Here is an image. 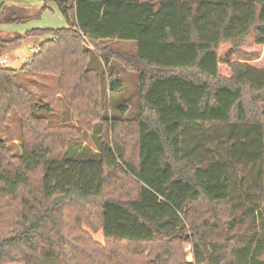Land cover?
<instances>
[{
	"label": "trees",
	"instance_id": "trees-1",
	"mask_svg": "<svg viewBox=\"0 0 264 264\" xmlns=\"http://www.w3.org/2000/svg\"><path fill=\"white\" fill-rule=\"evenodd\" d=\"M48 3L67 27L27 32L51 39L0 65V133L12 111L21 129L18 156L0 139V264H264V0ZM121 71L137 81L128 119L122 101L105 113ZM21 73L56 77L73 122L40 117ZM95 124V151L68 146Z\"/></svg>",
	"mask_w": 264,
	"mask_h": 264
},
{
	"label": "rangeland",
	"instance_id": "rangeland-1",
	"mask_svg": "<svg viewBox=\"0 0 264 264\" xmlns=\"http://www.w3.org/2000/svg\"><path fill=\"white\" fill-rule=\"evenodd\" d=\"M157 2L159 0H153ZM4 3L5 6L14 7L16 10H22L24 15L29 17L23 23H12L4 26H0L2 30L9 31L8 33H17L8 35L7 40L8 48L10 51L6 53L7 64L6 66L12 68H18L27 62V58L31 56V48L35 49L44 38H49V35H45L44 38H19L18 34H24L31 28H50L57 30L67 26V22L64 17L58 11L54 3H48L45 10H41L43 6V0H0V5ZM23 15V14H21ZM31 15V16H30ZM7 27V30H6ZM110 50L115 52H123L125 54H133L134 48L132 45L120 44V43H108L106 45ZM92 61L94 63L100 62L96 55H93ZM5 66V67H6ZM119 78L123 83V90L119 93L118 97L105 98L107 116L114 114L115 103L123 102L129 109L125 118L135 116L138 106V98L136 92V77L129 72L121 71ZM17 84L26 89L31 95L32 104H47L51 109V114L47 115L45 111H40L39 116L46 118L53 124H66L73 122L72 111L66 102L62 91L60 90L59 81L56 77L45 75H31L28 73H21L17 76ZM260 110L263 113L264 120V104L260 106ZM20 119L15 111H12L8 118L5 131L0 133V139L7 146L9 152L13 156L20 155L19 148V136H20ZM100 136V127L98 124L94 125L91 130H81L78 136H73L68 139V146H72L76 152H79L83 147L89 148L91 151H95V139ZM93 212H96L95 210ZM93 242L100 245H104L105 241L101 231L97 230L94 233L87 231ZM183 252L185 260L192 262V249L188 244L183 245Z\"/></svg>",
	"mask_w": 264,
	"mask_h": 264
},
{
	"label": "crops",
	"instance_id": "crops-1",
	"mask_svg": "<svg viewBox=\"0 0 264 264\" xmlns=\"http://www.w3.org/2000/svg\"><path fill=\"white\" fill-rule=\"evenodd\" d=\"M1 6V5H0ZM7 7H9V8H12L13 10H16L14 7H10V6H7ZM18 13L19 12H22L23 14H24V12L22 11V10H16ZM27 13V15H29V13L28 12H26ZM26 15V16H27ZM31 16V15H30ZM4 23H6L7 25H9V24H12V23H9L8 21H7V19L5 18L4 20H0V26H4L5 24ZM67 27V26H66ZM66 27H63V28H66ZM1 28V27H0ZM35 29H41V30H54V29H50V28H31V29H29L27 32H29V31H32V30H35ZM59 29H61V28H59ZM6 30H7V27H6ZM9 32V31H8ZM7 31H4V30H2V29H0V41H4L5 43H0V59H5L6 60V64H7V57H6V53H8L9 51H10V48H8V43L10 42V40H7L6 39V37L8 36V35H13V34H17V33H8ZM27 32H25L24 34H18V36H19V38H24V39H29V38H44L45 37V35H42V36H34V37H32V36H30V37H25V34L27 33ZM49 39H51V36H49V38H44V40H42V42L41 43H43L44 41H47V40H49ZM41 43L39 44V45H41ZM39 45L35 48V49H33V48H31L30 49V51L32 52V54H31V56H29V58H27V62L29 61V59L35 54L34 53V50H38V48H39ZM9 50V51H8ZM26 62V63H27ZM25 63V64H26ZM6 64H5V66H6ZM24 64V65H25ZM23 65H21L20 67H18V68H12V67H8V66H6L7 68H10V69H13V70H19L21 67H22Z\"/></svg>",
	"mask_w": 264,
	"mask_h": 264
},
{
	"label": "built area",
	"instance_id": "built-area-1",
	"mask_svg": "<svg viewBox=\"0 0 264 264\" xmlns=\"http://www.w3.org/2000/svg\"><path fill=\"white\" fill-rule=\"evenodd\" d=\"M37 50H34V53H36ZM6 64V60L5 59H0V65H5Z\"/></svg>",
	"mask_w": 264,
	"mask_h": 264
}]
</instances>
